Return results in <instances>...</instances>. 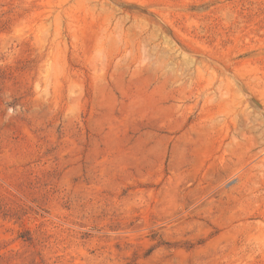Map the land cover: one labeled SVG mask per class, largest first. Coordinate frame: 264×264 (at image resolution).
<instances>
[{
    "label": "rangeland",
    "instance_id": "374dc122",
    "mask_svg": "<svg viewBox=\"0 0 264 264\" xmlns=\"http://www.w3.org/2000/svg\"><path fill=\"white\" fill-rule=\"evenodd\" d=\"M0 264H264V0H0Z\"/></svg>",
    "mask_w": 264,
    "mask_h": 264
}]
</instances>
